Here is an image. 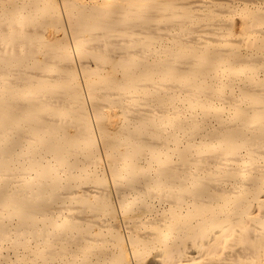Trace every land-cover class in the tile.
Segmentation results:
<instances>
[{"label":"bare ground","instance_id":"obj_1","mask_svg":"<svg viewBox=\"0 0 264 264\" xmlns=\"http://www.w3.org/2000/svg\"><path fill=\"white\" fill-rule=\"evenodd\" d=\"M0 264H264V0H0Z\"/></svg>","mask_w":264,"mask_h":264}]
</instances>
